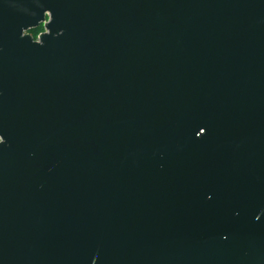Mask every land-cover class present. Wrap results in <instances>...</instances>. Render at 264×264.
<instances>
[{"label":"water","instance_id":"obj_1","mask_svg":"<svg viewBox=\"0 0 264 264\" xmlns=\"http://www.w3.org/2000/svg\"><path fill=\"white\" fill-rule=\"evenodd\" d=\"M0 264H264V0H0Z\"/></svg>","mask_w":264,"mask_h":264},{"label":"trees","instance_id":"obj_2","mask_svg":"<svg viewBox=\"0 0 264 264\" xmlns=\"http://www.w3.org/2000/svg\"><path fill=\"white\" fill-rule=\"evenodd\" d=\"M41 29L43 30V25L42 24L38 28L29 30V32H31L32 34H34V36L36 37L37 36V33L39 31H41Z\"/></svg>","mask_w":264,"mask_h":264},{"label":"rangeland","instance_id":"obj_3","mask_svg":"<svg viewBox=\"0 0 264 264\" xmlns=\"http://www.w3.org/2000/svg\"><path fill=\"white\" fill-rule=\"evenodd\" d=\"M43 25V24H42ZM38 28V27H37ZM35 29V28H34ZM46 30V28H45V26L43 25V30L41 29V31H39L38 33H37V36L35 37L34 36V34H32L31 32V34L35 37V38H37L38 37V35L41 33V32H43V31H45Z\"/></svg>","mask_w":264,"mask_h":264},{"label":"built area","instance_id":"obj_4","mask_svg":"<svg viewBox=\"0 0 264 264\" xmlns=\"http://www.w3.org/2000/svg\"><path fill=\"white\" fill-rule=\"evenodd\" d=\"M47 20H48V18L46 19V21H47ZM42 24L44 25V23H42ZM44 26H45V25H44ZM45 31H46V30H45ZM45 31H43V32H45ZM43 32H41V33H43ZM41 33H40V34H41ZM40 34L38 35V37H37V38H35V37H34V38H35L36 40H38V39H39V36H40Z\"/></svg>","mask_w":264,"mask_h":264}]
</instances>
